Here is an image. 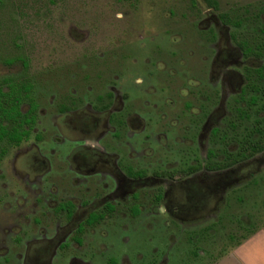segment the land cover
Listing matches in <instances>:
<instances>
[{
  "label": "rangeland",
  "instance_id": "rangeland-1",
  "mask_svg": "<svg viewBox=\"0 0 264 264\" xmlns=\"http://www.w3.org/2000/svg\"><path fill=\"white\" fill-rule=\"evenodd\" d=\"M213 1L218 3V9L206 0H0V74L7 69L30 70L37 86L34 97L49 110L66 101L88 109L98 97L107 94L111 96V106L125 104L130 114L142 108V117L164 121V130L172 131L170 139L159 144L157 155L165 157L168 165L181 168L194 162L192 159L200 160L202 153L227 151L233 141L237 143L249 132L250 124L246 123L232 140L221 142L223 146H215L218 137H212L208 143L201 139L199 151L193 124H189V131L184 129L187 121L207 120L208 113L218 109L221 102L231 109L237 94H231L224 82V70L242 74L250 67L256 69L264 64L263 51V57L246 59L239 55L232 62L223 56L224 62L216 66L217 54L226 48L238 47L240 54V48L245 52L242 43L252 49L264 47V0ZM224 14L231 20L227 24L229 31L224 30ZM218 22L216 28L214 24ZM207 24H211L208 29ZM227 37L231 39L229 43ZM17 57L25 59L29 67H23L21 62L6 66L5 60ZM239 63L242 65L238 66ZM187 91L190 94L186 97ZM187 105L202 110L194 116L188 113ZM258 107L249 109L248 122L255 120ZM148 109L150 113L145 117L143 111ZM235 114L236 111L233 119ZM171 121L176 123L175 127L170 126ZM34 136L23 147V151L27 150L24 154L31 151L30 147L41 146ZM50 139L47 138L48 145ZM43 150L42 146V155L48 157L49 152ZM21 152L0 158V257L10 248V229L15 218L29 215V226L24 228L30 229L28 233L35 229L37 220L43 221L41 205L32 194L42 181L34 174L35 179L28 178L26 169L18 168L15 159ZM49 157L57 162L55 154ZM156 157H150V161ZM252 160L218 174L216 180L207 178L205 186L198 178L185 181L174 190L178 197H174L171 207L178 208L180 217L196 213L212 185L233 183L226 192L222 189L224 198L216 215L183 223L175 221L168 227L159 218L155 222L143 221L139 233L124 236L122 242L130 239L125 249L116 248L109 257L118 258L119 264H237L233 259L225 260L226 257L248 237L264 230L263 153ZM17 195L26 198L28 205L23 208L18 204L14 199ZM207 197L208 204L215 202ZM151 224L155 228H150ZM114 233L110 237H116ZM17 239L21 242L17 243ZM11 240L17 247L12 252L16 259L11 264H18L27 237L21 231ZM40 243H35V256L48 252L47 243ZM89 246L87 241L82 248L84 254L91 253ZM32 258L35 259L34 255ZM102 261L98 257L92 262Z\"/></svg>",
  "mask_w": 264,
  "mask_h": 264
},
{
  "label": "flooded vegetation",
  "instance_id": "flooded-vegetation-1",
  "mask_svg": "<svg viewBox=\"0 0 264 264\" xmlns=\"http://www.w3.org/2000/svg\"><path fill=\"white\" fill-rule=\"evenodd\" d=\"M223 23L224 30L229 31L227 24L231 23ZM217 24L219 22L214 24L215 27ZM207 25L208 29L211 24ZM222 31L220 27L219 32ZM228 38L230 37L225 39L229 43L231 39ZM237 49L239 48H226L218 53L216 66L220 67L224 62L223 56L231 62V59L239 58V55L246 59L261 56L243 53L241 48L238 54ZM4 62L6 66L21 62L23 67H29V63L21 57ZM261 67H264V64L256 69ZM256 69L250 67L242 74L224 70V82L231 94H237L231 109L221 102L218 109L208 113L207 120L187 121L184 130L189 131V124H193V130L197 132L196 147L199 151L201 139L208 143L212 137H218L219 141L215 142V146L222 145L229 141V138L232 140L237 130H244L246 123L250 124V129L253 128L252 122L255 120L248 122L251 119L249 109L259 106L260 93L264 91L258 85L253 86L258 82L257 76L255 77ZM43 81L45 83V80ZM44 83L41 88L43 91ZM36 87L28 69L1 71L0 158L22 150V155L15 159L18 168L26 169L28 178L35 179L38 175L37 178L42 181L38 188H33L35 193L32 194H35V200L41 205L43 221H36L40 226L36 224L35 231L31 230V234L28 233L30 229H24L29 226V222H26L30 219L29 215L15 218V224L10 229L11 245L0 257V264H11L16 259L12 252L17 247L11 238L21 231L25 233L27 240L18 264H97L92 261H96L98 257L103 259L101 264H119L118 258L109 257L110 252L116 248L125 249L126 242H130V239L122 242L124 236L127 234L131 237L139 233L143 221L155 222L159 218L164 226L168 227L175 221L183 223L211 216L218 210L224 198L222 189L226 192L233 183L212 185L208 194L206 192L205 201L199 210L193 214H182L180 217L177 215L178 208L171 207L174 197H178L174 191L178 185L199 178L204 182L201 185L205 186L207 178L216 180L218 174L254 159L253 156L222 169L221 164L239 154V145L233 141L223 153L220 149L202 153L200 160L192 159L195 163L190 162L181 168L168 165L165 157L157 155L159 144L170 139L172 132L169 128L168 131L164 130V121L142 117V108L139 112L130 114L126 111L125 104L115 107L114 103L111 106L109 94L98 97L88 109H83L77 102L66 101L56 103L54 108L49 110L46 104L40 103L39 98L34 97ZM201 90L203 93V88L199 89ZM256 93L259 95L256 96ZM188 94L189 91L185 96ZM262 97L264 99V94ZM186 107L188 113L194 116H198L202 110L192 105ZM235 111L237 115L235 114L233 119ZM143 113L148 117L150 109ZM175 125L176 123L171 121L170 126ZM37 131L38 133H35ZM33 135L41 146L36 149L30 147L28 150L31 151L24 154L27 150L23 151V147L31 143ZM48 137L52 140L49 145ZM3 143L7 144L6 148ZM192 144H195V141ZM42 146L49 152L48 157L42 155ZM185 147L188 148V144H185ZM262 153L264 155V152ZM54 154L57 161L55 163L49 157ZM33 155L35 158L32 159L36 161L31 159ZM155 155V160L150 161ZM47 176H50V182ZM131 185L134 186L130 188ZM207 195L215 202L208 204ZM14 199L22 207L28 205L25 203L28 200L24 198V201L20 195ZM35 209L38 212L39 208ZM153 227L151 224L150 228ZM113 233L116 237H110ZM94 238H97L95 243ZM112 238L115 241L111 240ZM70 239L73 242H70ZM87 241L90 243L91 253L84 254L82 248ZM112 241L114 244L111 246ZM20 242L21 240L17 239V243ZM37 242L47 243V247L44 246L48 250L45 256L37 252L35 256L34 248ZM33 255L35 259L32 258ZM56 259L60 260L55 261Z\"/></svg>",
  "mask_w": 264,
  "mask_h": 264
},
{
  "label": "trees",
  "instance_id": "trees-1",
  "mask_svg": "<svg viewBox=\"0 0 264 264\" xmlns=\"http://www.w3.org/2000/svg\"><path fill=\"white\" fill-rule=\"evenodd\" d=\"M208 4L215 9H218V4L216 1L213 0H206ZM224 22L231 23V20L227 17V15H221ZM241 47L245 50L247 54H255L261 55L264 51L263 45H258L256 48H250L248 44L242 43ZM258 79L257 83H254V87H261L264 89V67L255 70ZM258 85V86H257ZM264 91L260 93L261 102L259 104L258 110H256V117L255 121L252 124V129H249V132L243 136L241 139L237 140V144L239 145V154L236 158L229 159L228 162L221 164V168L224 169L229 167L235 163H239L245 161L256 154L264 152V99L262 97ZM259 94L256 93V96ZM249 238V237H248ZM247 238V239H248Z\"/></svg>",
  "mask_w": 264,
  "mask_h": 264
},
{
  "label": "crops",
  "instance_id": "crops-1",
  "mask_svg": "<svg viewBox=\"0 0 264 264\" xmlns=\"http://www.w3.org/2000/svg\"><path fill=\"white\" fill-rule=\"evenodd\" d=\"M228 256L225 260L233 259L237 264H264V230L251 235Z\"/></svg>",
  "mask_w": 264,
  "mask_h": 264
}]
</instances>
